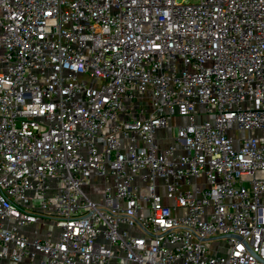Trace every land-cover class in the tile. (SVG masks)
<instances>
[{
    "label": "built area",
    "instance_id": "2783aa9c",
    "mask_svg": "<svg viewBox=\"0 0 264 264\" xmlns=\"http://www.w3.org/2000/svg\"><path fill=\"white\" fill-rule=\"evenodd\" d=\"M0 264H264V0H0Z\"/></svg>",
    "mask_w": 264,
    "mask_h": 264
},
{
    "label": "rangeland",
    "instance_id": "374dc122",
    "mask_svg": "<svg viewBox=\"0 0 264 264\" xmlns=\"http://www.w3.org/2000/svg\"><path fill=\"white\" fill-rule=\"evenodd\" d=\"M177 1H179V2H183V1H186V2H197V0H177ZM177 122H178V119L174 118L170 122V125H176ZM167 136H168V131L167 130L161 129L159 131V137H161L163 139V141H167V140H164V139H166ZM84 189L88 193H90L92 195H96L101 190V187H97V186L87 187V186H85ZM225 241H226L225 238L213 239V240L210 241V246L212 248H215V246L218 245L220 242H225Z\"/></svg>",
    "mask_w": 264,
    "mask_h": 264
},
{
    "label": "water",
    "instance_id": "95a60500",
    "mask_svg": "<svg viewBox=\"0 0 264 264\" xmlns=\"http://www.w3.org/2000/svg\"><path fill=\"white\" fill-rule=\"evenodd\" d=\"M221 237H226L225 235L221 236Z\"/></svg>",
    "mask_w": 264,
    "mask_h": 264
}]
</instances>
